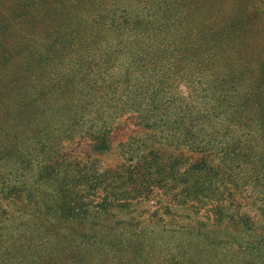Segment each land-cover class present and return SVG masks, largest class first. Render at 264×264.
I'll use <instances>...</instances> for the list:
<instances>
[{
	"label": "trees",
	"instance_id": "obj_1",
	"mask_svg": "<svg viewBox=\"0 0 264 264\" xmlns=\"http://www.w3.org/2000/svg\"><path fill=\"white\" fill-rule=\"evenodd\" d=\"M124 112L224 173L152 150L110 172ZM151 200L211 222L105 223ZM0 264H264V0H0Z\"/></svg>",
	"mask_w": 264,
	"mask_h": 264
},
{
	"label": "rangeland",
	"instance_id": "obj_2",
	"mask_svg": "<svg viewBox=\"0 0 264 264\" xmlns=\"http://www.w3.org/2000/svg\"><path fill=\"white\" fill-rule=\"evenodd\" d=\"M157 99L162 108L163 99ZM161 117L163 121V115ZM162 125V128L158 127L150 131L136 125V119L133 114L126 112L120 114L119 117L115 118L111 126L112 130L109 134L108 142L109 150L99 155L100 163L103 167L109 169L110 172L121 173L126 165L135 163L139 160L138 157L140 155L152 150L155 151L163 161L174 158V160L182 161V167L195 162H203L209 168L211 167L219 171L220 174L224 173V165L220 160V156H222L223 152L218 153L214 149L207 150L196 148V150H191L184 146L176 147L172 139L177 133L169 126ZM84 146H86L85 143H79L81 149H86ZM224 152L228 153V157H233L232 154L238 153L235 158H230L233 160H229L228 162L236 164L237 168L244 169L245 174L249 172L251 164L255 159L254 154L240 147L226 148ZM4 165L7 166L6 164ZM1 205L3 206L5 204L2 202ZM16 207H20L18 203L17 205L10 206L9 209L15 210ZM156 207L153 200L146 203L141 202V204L131 207V210L122 211L123 213L113 212V216L110 219L107 218L105 223L115 224L119 222L121 225H127L129 222H132L139 223V226L164 224L169 229H173L180 225H195L198 223L197 221H210V219H206V212L199 211L193 214L191 209L187 207H171L169 208L170 213L167 214L163 213L162 209H159L157 217L153 219L150 218L149 215L146 217V215L142 213L143 209L151 212ZM241 211L248 213L254 221L259 219L255 210L247 203L242 204Z\"/></svg>",
	"mask_w": 264,
	"mask_h": 264
}]
</instances>
